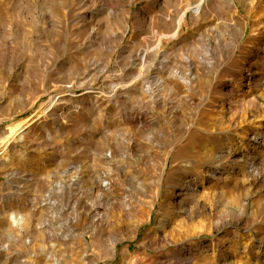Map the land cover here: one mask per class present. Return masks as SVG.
<instances>
[{"label": "rangeland", "instance_id": "1", "mask_svg": "<svg viewBox=\"0 0 264 264\" xmlns=\"http://www.w3.org/2000/svg\"><path fill=\"white\" fill-rule=\"evenodd\" d=\"M0 264H264V0H0Z\"/></svg>", "mask_w": 264, "mask_h": 264}, {"label": "bare ground", "instance_id": "2", "mask_svg": "<svg viewBox=\"0 0 264 264\" xmlns=\"http://www.w3.org/2000/svg\"><path fill=\"white\" fill-rule=\"evenodd\" d=\"M258 143H261V142H258Z\"/></svg>", "mask_w": 264, "mask_h": 264}]
</instances>
